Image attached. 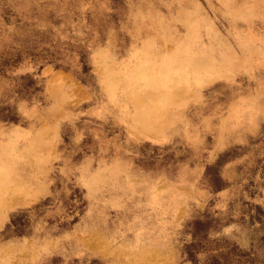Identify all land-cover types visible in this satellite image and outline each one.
Returning <instances> with one entry per match:
<instances>
[{
	"label": "rangeland",
	"instance_id": "obj_1",
	"mask_svg": "<svg viewBox=\"0 0 264 264\" xmlns=\"http://www.w3.org/2000/svg\"><path fill=\"white\" fill-rule=\"evenodd\" d=\"M0 264H264V0H0Z\"/></svg>",
	"mask_w": 264,
	"mask_h": 264
},
{
	"label": "bare ground",
	"instance_id": "obj_2",
	"mask_svg": "<svg viewBox=\"0 0 264 264\" xmlns=\"http://www.w3.org/2000/svg\"><path fill=\"white\" fill-rule=\"evenodd\" d=\"M0 182H1V159H0Z\"/></svg>",
	"mask_w": 264,
	"mask_h": 264
}]
</instances>
